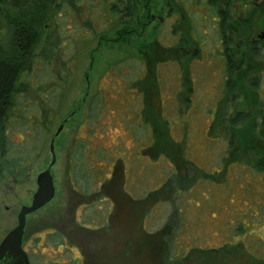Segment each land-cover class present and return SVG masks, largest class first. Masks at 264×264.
<instances>
[{"label":"rangeland","instance_id":"obj_1","mask_svg":"<svg viewBox=\"0 0 264 264\" xmlns=\"http://www.w3.org/2000/svg\"><path fill=\"white\" fill-rule=\"evenodd\" d=\"M118 5V0H55L49 9L7 113L0 241L17 224L20 208L31 203L53 141L55 195L26 216L24 227L26 244L35 245L44 261L77 259L76 252L59 254L51 244L36 242L53 230L67 236V244L79 241L83 264H162L166 252L173 259L185 256L182 264H196L191 254L200 250L209 264L261 263L264 171L252 168L247 155L249 150L250 159L264 155V144L250 142L251 132L232 134L220 126V102L230 101L221 95L222 63L200 58L210 50L206 45L193 56L200 60L188 63L185 56L166 54L169 48L161 55L153 39L140 53L131 40L108 43L128 27L124 14L111 10ZM163 33L164 45L171 46L168 30ZM250 73L246 68L242 77ZM241 87L248 89L243 79ZM259 90L264 91V77ZM73 129L80 137L74 139ZM114 163L120 173L108 184L117 200L111 225L79 228L74 224L79 199L73 195L68 201L70 188L76 179L83 187L86 176L90 182L106 177ZM93 211L82 213L92 217ZM140 223L146 232L160 228L162 238L146 235Z\"/></svg>","mask_w":264,"mask_h":264},{"label":"flooded vegetation","instance_id":"obj_2","mask_svg":"<svg viewBox=\"0 0 264 264\" xmlns=\"http://www.w3.org/2000/svg\"><path fill=\"white\" fill-rule=\"evenodd\" d=\"M118 1L122 3V6H112L111 10L124 14L122 16L123 22H127L128 27L122 28L119 33L117 30L116 33L120 37L119 41H116L114 38H108L106 39L108 43L112 42L115 44L116 42H120L121 44H125L126 42L127 44V41L131 40L128 44L133 49L137 43L138 48L136 50L140 53L142 49L144 50L148 47L149 40L153 39L156 51L161 53L164 49L169 48L167 50L168 53L166 51L164 53L170 56L175 55L177 58L179 56L180 59L182 56H185L186 58H182V60L186 59L188 63L193 60H200L202 57L204 61L216 57V61L222 63L223 88L221 95L224 97L223 99L230 100L229 102H220L223 106L222 119L219 121L220 126L232 134L243 131L251 132L250 142L255 140L256 142H260L261 145L264 144V91L259 90L262 77H264V73L262 72L264 70V0ZM112 5H115V3L113 2ZM136 14L139 15L135 16ZM193 14H199V19H195L192 16ZM151 23L153 25L149 28ZM165 30H168L169 39L172 42L171 46H165L163 43V32ZM210 31H212V34H210ZM99 43L98 41L97 47H99ZM204 45L207 48L209 47L210 50H206L207 53L205 54L202 52L200 58L194 59L195 57L193 56L199 55L201 47L203 48ZM193 49L196 50L195 54H193ZM139 55L142 56L141 54ZM246 68L250 69L251 73L242 77V72ZM242 79L247 82L248 89L241 87ZM242 98L246 100L250 99V101H246L247 105H242ZM251 101H254V103H251ZM75 113L76 109L63 118L59 127L61 130L59 129L60 131L56 132V135L62 131L65 123ZM153 125L155 124L153 123ZM72 132H75V130L73 129ZM75 133H77V136L75 135L74 139L80 137L78 131ZM231 142H233V138ZM51 144L53 145V141L49 145L51 161L47 166L50 173L51 167L55 163L54 159L51 164L53 159ZM74 150L76 149H72V151ZM254 158L250 159L252 168L256 171H264V162H262L264 161V155L258 156L254 154ZM258 162H262L263 164L259 166ZM116 164H112L106 177H101L100 179L94 177V181L92 182L89 181V176L83 177L84 186H81L83 189L79 187L76 179L75 187L70 188L68 201L73 195L79 199L75 203L77 202L76 206L79 205L78 208L81 209V213L74 220V224L76 223L79 228L103 229L111 225L112 212L115 207L114 201L117 200L114 198L113 190L109 188L108 184L120 173L118 163ZM70 168H72V162ZM123 169L125 170V168ZM124 182L122 179L120 184L124 186ZM91 207H94V216L91 217L87 216V213H82V210ZM151 207H144L143 210L147 212ZM140 224L141 231H147L146 224ZM171 229V225H168L169 234L171 233ZM155 230L156 228L146 234L150 237H156V234L162 238L161 229L158 228L156 232ZM170 238L171 234L169 235ZM35 239L36 242L42 240L45 247L51 244L59 254L65 250H68L70 255L76 252L75 258L77 259L71 258L72 262L83 264V255L81 253V248L83 249V247L79 246L78 240L74 239L75 245L67 244L69 240L67 236L53 230H46V235L42 238L36 236ZM26 241L23 234L22 249L27 254L30 264H67L60 261H44L41 259V256L35 255V245H27ZM165 254L162 264H182L180 259L185 258L183 256L179 259H173V257H168V252ZM191 256L194 257L196 264H209V260L204 255L203 250L195 251Z\"/></svg>","mask_w":264,"mask_h":264},{"label":"trees","instance_id":"obj_3","mask_svg":"<svg viewBox=\"0 0 264 264\" xmlns=\"http://www.w3.org/2000/svg\"><path fill=\"white\" fill-rule=\"evenodd\" d=\"M54 4L55 0H0V30L4 31L0 33V163L9 143L7 113L18 92L19 76L33 59L41 27ZM119 40L120 37H117L116 41ZM248 150L246 148L245 151ZM250 154L249 150V164ZM258 264H264V261Z\"/></svg>","mask_w":264,"mask_h":264},{"label":"water","instance_id":"obj_4","mask_svg":"<svg viewBox=\"0 0 264 264\" xmlns=\"http://www.w3.org/2000/svg\"><path fill=\"white\" fill-rule=\"evenodd\" d=\"M51 152L53 154L52 164L55 159L52 144ZM36 184L37 188L33 193L31 203L20 208L17 215V224L0 241V264H30L27 254L22 249L26 215L41 208L54 196L55 188L49 168L37 175Z\"/></svg>","mask_w":264,"mask_h":264},{"label":"crops","instance_id":"obj_5","mask_svg":"<svg viewBox=\"0 0 264 264\" xmlns=\"http://www.w3.org/2000/svg\"><path fill=\"white\" fill-rule=\"evenodd\" d=\"M143 231V230H142ZM145 231V230H144ZM147 232L145 231V234H146ZM147 235V234H146Z\"/></svg>","mask_w":264,"mask_h":264}]
</instances>
